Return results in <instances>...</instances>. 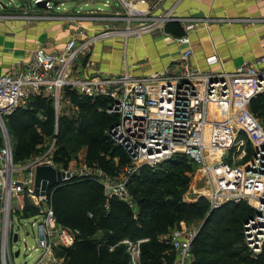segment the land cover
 I'll return each instance as SVG.
<instances>
[{"label": "built area", "instance_id": "2783aa9c", "mask_svg": "<svg viewBox=\"0 0 264 264\" xmlns=\"http://www.w3.org/2000/svg\"><path fill=\"white\" fill-rule=\"evenodd\" d=\"M137 1L117 0L119 12L85 17L83 21H107L106 29L88 36L77 26L62 50L48 51L39 46L24 67H13L0 75V264H16L23 243L29 250L20 236L22 229L26 237L32 234L29 228L36 230V245L25 254L22 264H64L58 251L72 248L81 236L79 230L58 221L51 192L45 196L35 194L37 165L57 167L51 160L56 139L43 155L23 165L14 160L6 124V117L32 98L50 99L59 110L67 89L106 102V113L116 118L109 136L125 152L129 165L122 179L102 175L97 180L107 203L123 200L134 207L128 198L132 177L143 167L183 158L192 166L198 165L202 172L203 196L210 210L242 202L252 208L253 214L243 223L244 242L254 255L263 252L264 126L250 106L264 95V56L254 63L243 62L232 72L212 70L220 60L211 56L207 58L209 68L202 70L192 64L189 36L199 20L190 19L183 34H172L166 25L182 23V18L172 16V11L148 16L136 6ZM245 21L264 24V17ZM120 23L123 29L113 25ZM155 30H161L181 47L179 59L164 70L138 76L128 68L121 73L95 69L92 53L98 42L121 34L140 37ZM57 132L56 128L54 136ZM86 169L83 175H87ZM198 233L172 230L167 239L175 254L174 264H194L193 243ZM148 241V237L126 238L111 246L110 251L123 246L127 264H142V245Z\"/></svg>", "mask_w": 264, "mask_h": 264}, {"label": "trees", "instance_id": "16d2710c", "mask_svg": "<svg viewBox=\"0 0 264 264\" xmlns=\"http://www.w3.org/2000/svg\"><path fill=\"white\" fill-rule=\"evenodd\" d=\"M169 29L176 35L182 34L174 27ZM64 97L76 110L70 116L58 118L59 147L54 164L59 166L62 159L75 151L76 145L77 149L85 143L90 165L115 177L127 161L115 162L114 155L118 150L113 148L127 156L109 136L116 118L106 113L107 103L82 97L70 89L65 91ZM32 99L31 105L19 108L6 120V124L18 134L13 150L15 161L17 155L36 147L55 133L53 110L50 109L52 100ZM250 108L252 113L261 110L264 117V95L254 99ZM39 113L47 120H39ZM189 168L190 164L179 157L153 168L143 167L129 183L136 211L123 200L107 203L102 186L91 179L54 187L51 201L58 221L81 233L72 248L62 250L65 264H127L125 248L117 246L110 251V247L126 238L144 237L149 241L142 245V264H174L175 254L167 237L181 222L198 218L204 221L210 211L205 198L197 204L185 201L190 184ZM201 201L204 202L201 204ZM238 207L229 203L213 210L211 218L201 226L194 240V264H264V249L261 254L254 255L244 242L243 223L253 210L246 205ZM90 213L92 217H89Z\"/></svg>", "mask_w": 264, "mask_h": 264}, {"label": "crops", "instance_id": "0c3cea01", "mask_svg": "<svg viewBox=\"0 0 264 264\" xmlns=\"http://www.w3.org/2000/svg\"><path fill=\"white\" fill-rule=\"evenodd\" d=\"M45 0H0V15H16L0 19V75L13 67H24L31 60L34 50L43 46L48 51H60L73 35L77 26L84 28L88 36L105 30L104 20L83 21L85 17L109 16L119 12V4L109 0H47L50 8L37 5ZM7 6H21L12 8ZM51 6H85V11L55 13L56 19L28 18L47 16ZM96 6V7H94ZM136 6L148 16H162L172 11V16L182 18V23H168L184 33L190 19L199 24L190 32L193 49L192 64L202 70L208 67L207 58L217 56L220 62L211 69L216 72H232L243 62L254 63L264 56V24L251 25L246 19L264 17V0H138ZM51 9V10H48ZM51 11V12H50ZM49 12V13H48ZM54 14V12H52ZM22 15V16H20ZM123 29L124 25L113 24ZM155 31L140 37L118 35L103 39L94 47L92 59L103 73H121L126 68L142 76L162 71L179 59L181 47L164 33ZM96 68V67H95Z\"/></svg>", "mask_w": 264, "mask_h": 264}, {"label": "rangeland", "instance_id": "374dc122", "mask_svg": "<svg viewBox=\"0 0 264 264\" xmlns=\"http://www.w3.org/2000/svg\"><path fill=\"white\" fill-rule=\"evenodd\" d=\"M66 1L71 2L72 0H66ZM105 1L106 0H98V2H100V4H102ZM109 1L111 2L112 5L117 4L116 0H109ZM7 7L12 8L11 11H14L15 7H21V6H7ZM33 7L36 8L37 6H33ZM59 7H60V9H58L57 6H51L52 12H54V14L50 11L51 14H49L47 16H27V17L28 18L33 17V18H37V19H42V18L44 19L45 17H49L50 19L51 18L56 19L57 17L55 15V13L65 12L64 11L65 9L69 10V11L72 10V12L76 13L78 10L85 11V10H88L89 8H92V7L86 8L85 6H59ZM94 7H96V6H94ZM51 9H48V10H51ZM0 10H1V7H0ZM38 10L44 11L43 8H39ZM2 16L3 17H15L16 15L15 16L14 15H12V16L2 15ZM20 16H22V15H20ZM95 67H96L95 68L96 70H99V69H97V66H95ZM32 100H31V103H32ZM29 104L30 103H27L23 107H27V106H29ZM23 107H19V108H23ZM51 108L53 110L55 130H56V128L58 129V132H57V135H58L59 130H60L59 125L57 127L58 117L59 116H63V117L70 116L73 114V112H75L76 108L71 105V103L67 97L63 98V101L61 102V106H60L59 110L55 108V105L53 102L50 103V109ZM250 109H252V108H250ZM17 110H19V109H17ZM253 114L256 116V118H258L260 120V122L264 126V117L261 116V110H255V112H253ZM9 117L10 116H8L6 118L8 119ZM43 117L44 116L41 113H39L37 115V118L39 120H41ZM27 119H28V117H27ZM46 120H47V118H46ZM7 129H8V133H9L11 140H12L13 149H16V145L18 142V134L11 129L10 125L9 126L7 125ZM57 135L53 136L51 138H46L41 144L37 145L36 147L29 148V150L27 152H24L22 154L17 155V161L16 162L24 165V164L28 163L29 161H31L32 159H34L35 157L43 155L48 149L51 148V145L53 144V139L55 138L56 141L54 144V152L51 155V160L54 162L55 153L57 152L58 147H59L57 144V141H58ZM76 146L74 147L75 151L72 154L70 153V155L66 156L65 159H62L61 162H59V166H57V168H59L61 170L72 173V177L67 179L64 183L70 184L74 181H77L79 179H84V178L85 179H91V180L96 181L98 183L97 180L99 178H102V175L104 176L108 173L98 166H95L93 164L90 165L89 160H88V150H87L85 143H82L80 145V147H78L77 149H76ZM113 150L114 151L118 150V153L114 155L115 162L119 163L120 160H122V159H124L125 163L127 161L125 166L123 168H121V170L119 171L118 175L115 176V177H118L119 179H122L124 177L123 176V170L129 165V161L127 160L125 155L119 151V149L113 148ZM111 159H112V157H111ZM85 168H87L86 169L87 175H83ZM187 173L190 177V184H189L188 190L185 193V201H187L188 203L197 204V203H199V201L201 199L205 198L203 196L204 187H205L204 178L202 177V172H199L198 165H196V166L190 165V168L188 169ZM108 176L114 177V175H110V174ZM53 190H54V188H52L51 193ZM128 190H129L128 198L130 200H132V202L135 203L134 198L131 194L130 187L128 188ZM205 200H206V198H205ZM203 202L204 201H201L200 203L202 204ZM230 205L237 206V204H230ZM242 205H243V207H244V205H246L247 207H249L252 210V208L246 202L240 203L239 207L241 208ZM132 208L135 211L137 210L136 205H134V207H132ZM203 222L204 221H200L199 218L194 219L192 221H188V222H181V224L179 226H177L175 229H183L185 231H190V230H199L200 231ZM0 227H1V223H0ZM29 229L32 232V234L30 236L26 237L25 231L23 229L21 230V234H20L21 238L25 239V241L27 242L29 250L26 249L24 243L22 245H20L22 248V255L20 258H18L16 260V264H22L25 261V257H26L25 254H29L31 252L32 248L36 245V239H35V236L33 235V233H36V230L35 229L32 230L31 228H29ZM61 253H62V251H58V254L60 256H62ZM62 257L64 258L65 256L63 255ZM64 264H65V259H64Z\"/></svg>", "mask_w": 264, "mask_h": 264}, {"label": "water", "instance_id": "95a60500", "mask_svg": "<svg viewBox=\"0 0 264 264\" xmlns=\"http://www.w3.org/2000/svg\"><path fill=\"white\" fill-rule=\"evenodd\" d=\"M37 5H42V6H37V8L38 7L49 8V6H46L47 0L40 1L37 3ZM1 7L6 8V6H1ZM160 33H162L161 30H155L154 35H158ZM69 178H71L70 172L61 170L49 163L39 164L37 165L35 170V185H34L35 194L38 196L48 195L51 192L52 188L63 184ZM212 213L213 210H210L202 226L209 221ZM16 240H17V235H15L14 237V241ZM18 255H19V251L16 252V256Z\"/></svg>", "mask_w": 264, "mask_h": 264}]
</instances>
